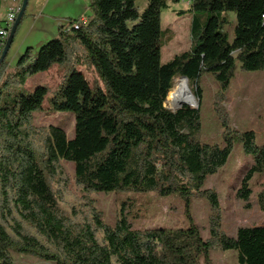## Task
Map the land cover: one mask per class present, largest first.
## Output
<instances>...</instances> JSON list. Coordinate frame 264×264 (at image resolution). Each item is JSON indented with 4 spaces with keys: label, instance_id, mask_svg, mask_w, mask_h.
<instances>
[{
    "label": "trees",
    "instance_id": "trees-1",
    "mask_svg": "<svg viewBox=\"0 0 264 264\" xmlns=\"http://www.w3.org/2000/svg\"><path fill=\"white\" fill-rule=\"evenodd\" d=\"M146 1L139 13L136 0H89L91 15L77 29L61 26L37 51L26 48L10 72L6 57L1 62L0 264H13L12 252L55 264H211L213 251H236L237 264H264V226L239 227L229 237L217 193L204 188L236 145L251 158L236 191L246 210L252 179L264 176V145L253 131L233 129L221 106L237 65L264 72V0H170L188 2L191 45L165 64L161 13L168 0ZM229 12L236 19L232 43L225 31ZM53 66L62 70L53 91L26 89L29 78ZM80 67L95 72L91 86ZM204 74L218 87L213 107L221 145L202 143L199 109L165 106L181 77L200 103ZM44 103L74 116L72 139L58 127L32 125ZM61 160L74 165L75 180L88 193L178 198L186 227L135 230L124 208L112 226L94 208L90 220L73 222L52 184L63 173ZM193 199L209 207L206 240L191 215ZM256 204L264 214V189Z\"/></svg>",
    "mask_w": 264,
    "mask_h": 264
},
{
    "label": "rangeland",
    "instance_id": "rangeland-1",
    "mask_svg": "<svg viewBox=\"0 0 264 264\" xmlns=\"http://www.w3.org/2000/svg\"><path fill=\"white\" fill-rule=\"evenodd\" d=\"M146 4V0H136L135 5L139 13L144 11ZM188 9L189 5H185L183 1L171 3L168 0V8L161 13V29L166 33L161 50V63L163 64L190 48L191 14L187 12ZM48 10L49 8H47ZM77 14L76 8L65 6V24L67 18L74 20L77 18ZM226 16L228 23L225 26V31L229 43H232L236 19L231 12L226 13ZM33 19L26 11L17 27L6 56V61L9 64L7 72L13 69L16 60L25 52L26 48H34L38 42L39 34L33 29ZM79 70L91 86L93 80L96 79L95 72L84 67H80ZM60 79L61 75L57 74L56 79L47 81L48 85L46 86L50 91H53L58 86L56 84ZM43 81L45 82L44 74L39 73L29 78L25 87L31 91L37 85H45L40 83ZM180 82V78L174 80L172 89L167 96L165 106L170 110H173L177 105L169 97L173 95ZM200 87L202 90V100L199 103L200 139L202 143L221 145L223 129L213 107L214 96L218 89L217 84L210 75L204 74L200 78ZM221 106L225 109L233 129L241 132L253 131L257 144L264 145V72H242L237 65L235 76L225 93ZM32 125L43 129V131H46L50 126H55L62 129L68 139H72L74 136V116L70 113L49 111L46 103L43 104L41 112L33 114ZM35 144L37 147L39 146L38 141ZM59 164L63 173L52 184L57 192L60 210L73 222L90 220L91 208H94L100 213L102 221L106 225L112 226L119 218L121 209L124 208L125 212H128L129 222L135 230L159 227L185 228L187 225L182 213V203L178 198H161L151 193H88L76 182L74 165L63 160ZM250 164L251 158L243 154L241 146L236 145L225 166L217 174L209 176L204 186L205 189L214 190L218 195L223 231L229 237H233L239 227L264 226V214L259 211L256 204L258 192L264 189V176H254L250 183L252 195L249 210H246L243 202L236 198V191ZM191 215L200 229L202 238L208 239L209 207L207 202L203 199H193ZM97 239L100 241L102 235L97 234ZM210 256L211 264H237L236 251H213ZM11 258L13 264H55L34 256L14 252L11 253Z\"/></svg>",
    "mask_w": 264,
    "mask_h": 264
},
{
    "label": "crops",
    "instance_id": "crops-1",
    "mask_svg": "<svg viewBox=\"0 0 264 264\" xmlns=\"http://www.w3.org/2000/svg\"><path fill=\"white\" fill-rule=\"evenodd\" d=\"M183 2L185 5H188V2L186 1ZM65 6L74 7L78 10L76 19H78L79 17H84L85 19H87L91 15V12L89 10V0H29L28 1L26 11H28V14L34 18L33 29L36 30L39 34L37 37L38 42L33 48L34 51H37L39 47L45 44L49 39L56 38L58 36L59 28L61 26L64 27L67 24V22L71 20L70 18H67V22L65 24ZM6 7L7 4L0 5V18L3 17V15L5 14ZM47 8H49L48 11ZM45 11L47 12L45 13ZM42 74H44L45 82L43 81L40 83L48 85L47 81L56 79L57 74H60L62 76V70L58 69L57 66H53L47 72H44ZM60 81L61 79L58 80L56 85H58Z\"/></svg>",
    "mask_w": 264,
    "mask_h": 264
},
{
    "label": "built area",
    "instance_id": "built-area-1",
    "mask_svg": "<svg viewBox=\"0 0 264 264\" xmlns=\"http://www.w3.org/2000/svg\"><path fill=\"white\" fill-rule=\"evenodd\" d=\"M23 0H0V5L7 4L5 14L0 18V57L6 46L11 29L17 19V16L21 10ZM78 21L65 25V31H70L71 29H77L80 23H84L86 19L84 17H79Z\"/></svg>",
    "mask_w": 264,
    "mask_h": 264
},
{
    "label": "water",
    "instance_id": "water-1",
    "mask_svg": "<svg viewBox=\"0 0 264 264\" xmlns=\"http://www.w3.org/2000/svg\"><path fill=\"white\" fill-rule=\"evenodd\" d=\"M28 1L29 0H23V2H22L21 10H20V12H19V14L17 16V19H16V21H15V23H14L12 29H11V32L9 34V37H8V40H7V43H6V46H5V48L3 50V53H2V55L0 57V64L5 59V57L7 56V53L9 51V49H10L11 43L13 41V37H14L15 32H16V29H17V27H18L23 15L25 13ZM180 79H183L184 81L188 82L187 78H185V77H181ZM184 105L190 107L193 110H198L199 109V102L197 100H196V103L194 105H188V104H184ZM184 105L174 107V109L172 111H177V110L181 109Z\"/></svg>",
    "mask_w": 264,
    "mask_h": 264
},
{
    "label": "bare ground",
    "instance_id": "bare-ground-1",
    "mask_svg": "<svg viewBox=\"0 0 264 264\" xmlns=\"http://www.w3.org/2000/svg\"><path fill=\"white\" fill-rule=\"evenodd\" d=\"M180 81L181 82L175 88L173 95L169 98H172L174 104H176L177 106H181L184 104L194 105L196 103V100L191 91L188 89L187 82L183 79H180Z\"/></svg>",
    "mask_w": 264,
    "mask_h": 264
}]
</instances>
